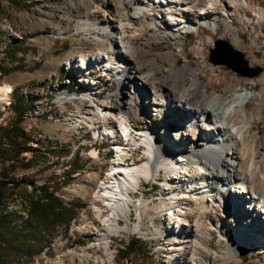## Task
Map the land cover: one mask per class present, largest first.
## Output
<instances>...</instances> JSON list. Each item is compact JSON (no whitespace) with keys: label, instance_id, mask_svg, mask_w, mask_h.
<instances>
[{"label":"rangeland","instance_id":"374dc122","mask_svg":"<svg viewBox=\"0 0 264 264\" xmlns=\"http://www.w3.org/2000/svg\"><path fill=\"white\" fill-rule=\"evenodd\" d=\"M114 1L116 0H0V87L9 86L7 92H0V180L7 183L0 212L7 215L12 226L23 228L29 220L32 205L46 202V193L57 199L59 208L77 209L68 225L59 217H53L47 223L49 230H37L38 238L47 242L42 252L34 256H15L12 263L175 264L174 258L171 255L167 257L165 250L169 244L178 241L176 239L180 233L174 236L170 230L164 231L168 225V212L165 207L174 205L184 210L182 221L198 218L202 225L198 247L207 249L202 252L194 245L188 251L189 258L186 256L187 259L181 264H195L194 259L200 255L203 256L204 263H222V256L228 252L224 239L228 238H234L235 245L242 248L237 252L239 255L236 260L230 264H264V214L256 208L253 209V206L248 209L245 202L231 203L232 200L241 198L247 200L248 194L242 193L241 197L240 194L234 193V190L242 189V178L235 177L227 184L228 189H224L223 193L226 204L224 201L221 205L213 202L211 206L208 202V207L203 209L201 204L207 206L206 202L202 203L205 199L201 195H195L189 183L183 193L165 191L163 184L170 181L172 172L160 167V173L154 180L139 178L132 186L123 190L130 194L127 205L119 206V209L123 208L124 214L111 209L106 204L107 199L100 198L103 192L99 186L108 173L113 171L112 163L117 161L116 148L125 145L105 142L91 145L94 141L92 131L96 130L98 121L95 118L93 124L87 122L89 118L86 113L91 107V102L84 98L86 95L91 98L89 94L95 93L99 98L97 103L111 101L119 104L121 98L131 99L133 102L129 108L132 113L130 116L132 120H136L134 124L137 130L143 134L152 133L156 126L162 128L161 121L168 119L162 116L167 113L170 116L169 122L176 126L170 125V129L166 126L167 128H162L164 130L157 128L153 132L164 147L162 160L172 162L175 161V154L183 153L182 158H186L191 165L194 150L197 151L209 143L205 138H213L206 134L204 136L200 128L205 121L212 118V113L217 112L215 109H218L220 102L232 100L233 88L240 86L241 90L251 94L247 101L241 104L249 124L246 128L248 134L263 138L264 112L260 108L264 106V84L259 82V78H264V20H257L254 14L257 8L264 9V0H237L238 5L228 10L231 14L229 17L222 15V6L227 0H218L217 7L204 15L196 10L184 12L185 24L188 23L187 26L194 30L191 33L189 27L187 31L184 30L185 27L180 29L183 28L181 22H176L177 26L174 22L168 23L165 13L160 14L157 9L147 10V15L151 14V17L159 15L157 18L161 22L157 24L160 25L158 32L167 30L169 36L172 35L174 39L163 38L158 41L152 30L145 32L144 36L138 35L133 44L136 49L132 54L144 50L147 56L143 55L139 61H135L139 73L137 76L148 80L150 85H161V90L162 86L170 88L175 92V96H178L177 100L185 91L190 90L193 79L197 76L200 85L194 89L192 99L199 101L204 92L212 102L204 116L202 111H206L205 107L204 110L198 111L192 104L172 101L176 100L175 98H171L170 103L163 101L162 105L153 104L152 95L147 89H142L144 85L141 86L137 77L135 80L128 79L130 82L126 83V86L131 85L136 90L133 89L129 93L118 91L122 90L119 77L126 76L131 68L126 54L120 56L123 61L112 80L98 81L94 89H88L91 93L77 95L83 90H78L76 78L80 74L76 71L80 60L84 57H96L102 53L101 49L106 51L107 41L100 32L106 29L113 40L112 30L117 26L113 19L108 20L107 25L100 23L103 15H94V11L106 7L110 9ZM244 1H247L248 5L243 6ZM160 4L164 5L165 2H159ZM104 19H107V16ZM144 19L143 16L137 17L134 27L142 25ZM109 22L115 26L111 24V28ZM218 38L227 40L235 49L242 51L248 60L249 69L260 66L262 71L256 76H245L225 64L211 61V49L216 45L213 43L208 46L204 42L207 39L215 42ZM199 42L202 44L199 45ZM179 48L181 51L178 52ZM192 48L201 49L200 58L193 53ZM167 53L178 58L179 67H183L187 62L190 65L191 70L181 78L176 89H173V82L165 84L158 80L160 76H164V71L152 74L150 70L151 65L160 66L167 71L165 75H168L173 65L167 59L160 58V55ZM105 57L111 58L109 55ZM66 62L70 65H66ZM200 62H204L205 66L201 67ZM152 75L155 78L153 83L149 80ZM123 76L122 78L127 79ZM211 76L215 77L216 83H209ZM69 84H72L70 88ZM83 86L88 88L86 83ZM77 90L79 92H76ZM14 92L30 101V107L20 116L11 107ZM258 95L259 98H254ZM120 107L123 109L121 104ZM191 107L193 109H190ZM94 111L96 112L95 107ZM193 122L198 129L194 139L189 135H182L185 125ZM142 124L143 127H151L152 132L144 131ZM100 126L101 124L97 126V130ZM199 136L204 143L200 144ZM120 139L117 141L123 142ZM137 142L138 140L128 141V147L122 148L129 156L128 161H124L128 168L141 167L146 161L143 148L134 150V147L140 145ZM182 143L184 149H178L177 146ZM92 146L96 150H93ZM262 150L264 151V148ZM86 151L98 154L93 156L85 153ZM240 158L245 160L244 157ZM162 160L161 164H164ZM243 166L245 163L241 165L240 170H245ZM194 176L195 174L192 178ZM199 181L197 180L198 184ZM220 185L218 184L219 187ZM42 188L46 189V192ZM124 225L128 228L118 233L110 232L111 227ZM217 225H220L219 230ZM156 230H160L159 233H156ZM223 234L226 238H222ZM104 240L107 241L106 247L102 245ZM245 247L248 251L243 250Z\"/></svg>","mask_w":264,"mask_h":264},{"label":"bare ground","instance_id":"6f19581e","mask_svg":"<svg viewBox=\"0 0 264 264\" xmlns=\"http://www.w3.org/2000/svg\"><path fill=\"white\" fill-rule=\"evenodd\" d=\"M159 2H165V4L159 5ZM217 3L218 0H116L112 2L113 7L110 9L106 7V9L103 10H95L94 15H103V19L100 20V23L106 24L108 20L113 19L116 21L115 24H117V26L110 22L108 23L111 28L113 27L112 25L115 26V29L112 30V34H114L113 40L111 38L110 32H108L106 29L100 32V34L103 35V39L107 41L106 51L105 49H101L100 51L102 53H99L98 55H96V57H84L80 60V65L78 64V67L76 69V71H78L80 74H76V78L78 82L77 87L79 89L83 88V90L81 91V93H77V95L82 96L83 94L91 93L92 91L88 89H94V86L98 81L101 82L102 80H112L114 78V73H116V69L123 61L122 57L126 54V56H128V62L130 61L129 64L131 68L130 72H128L126 76H123L121 74L123 77H127V79L122 78V76L121 78L119 77L118 81L122 82V84H118L120 85V87L122 86V90L118 91H127L129 93L133 89L136 90V88L131 85L126 86V83L130 82L128 79H134L137 77L138 82L141 81V86L144 85V87L142 86V89H147L150 95H152L153 104L162 105L163 101L164 103H170L171 98L176 99L178 97L175 96V92H172L170 88L165 86H162L161 90V85H150V82H148V80H146L145 78H141V76H137L139 75V73L136 68L137 64L135 61H139L143 55L147 56V52L143 50V52L136 51L132 54V52L136 49L133 46V44H135L136 42V37L138 35L142 36L143 34H145V32L152 30L155 38L158 41H161L163 38L165 40L170 38L174 39L172 35L171 37L169 36L170 33H168L167 30L158 32L160 25L157 24L161 22V20L157 18L159 17V15L151 17V14L147 15L146 12L150 8L151 10L157 9L158 13H165L168 23H173L178 22L182 18H185L183 17L184 12H192L196 10L201 15L207 14V12L212 11L217 7ZM237 3H239L237 2V0H227L226 2H224V5L222 6V15L225 14L227 17H229L231 14L228 12V10H231V8H235L238 5ZM108 4L110 3L108 2ZM242 4L243 6H245L248 5V2L244 1L242 2ZM105 16H107V19H104ZM139 16H143L145 19L143 24L137 28L134 27V23L137 21V17ZM254 16L257 20H264V9L257 8L255 10ZM121 21L124 22L119 23ZM173 24L177 26L176 23ZM180 29L183 30V28ZM188 30L190 33L194 31L193 28H188ZM168 31L170 32V30ZM213 43L215 44V42L210 39H207L204 42V44H208V46H212ZM200 44L202 43L199 42V45ZM192 49L193 53H195L199 57L201 54V49ZM177 51L179 52L181 51V49L179 48ZM106 55H109L111 58L105 57ZM133 57L135 58V60ZM160 58L161 60L167 59L173 65V67L169 69L168 75H165L167 71L161 69L160 66L155 67L151 65L150 70L152 74H155V72L157 73L164 71V76H160L158 80L163 81L164 83L173 82V89H176V85L179 84L181 78L187 71L191 70L189 63L187 62L183 67H179V65H177L178 58H175L168 53L160 55ZM200 63L201 67L205 66L204 62ZM66 65L69 66L70 63L66 62ZM119 69H121V67ZM211 78L210 80H208L209 83L213 84L217 82L214 76H211ZM149 80L153 83L155 81L154 76L152 75L151 77H149ZM82 81L87 84L88 88H85L83 86L84 83H82ZM259 82H262L264 84V78H259ZM198 85H200V82L197 76H195L193 79V84L189 88L190 90L185 91V93L182 94L181 97H179V100L176 99L172 101L180 103H182L183 101V103L185 102L187 105L192 104L193 107L195 106L198 111L204 110L203 107H205L206 111H202L204 116L209 111L208 108L212 106V102H210L208 97L204 95V92L200 96L199 101L195 102L192 99L194 89H196ZM157 87H159L158 91ZM7 89H9V86H5L2 88L0 87L1 94L7 92ZM231 94H233L232 100L220 102L219 107H217L218 109H215L217 112L212 113V118L205 121L204 125L200 128L204 136L206 134L207 136H211L213 138H205V140H207L209 143L204 144L202 148L197 149V151L196 149L194 150L195 153L191 155L193 160H191V157H189V159L192 161L191 165L188 164L186 158H182L183 153L175 154V161L173 160L171 162L162 160V152L164 147L159 143V139L156 134L149 132H147L148 134H143L142 131L137 130V128L134 126V119L132 120V117L130 116L132 115V113L129 112V108L131 107L133 102L131 101V99L121 98L120 104L121 106H123V109H121L118 102L105 101L97 103L96 101L99 100V98L97 95H95V93L89 94L91 98L87 97V95L84 96V98L86 97V99L91 102V107L87 110L86 113L87 118H89L87 122H92L93 124V120L96 118V120L98 121L97 126L101 124L98 130L97 126L95 127L96 130L92 129V137L94 141L91 142V145L102 142L119 146L123 144L125 145V147L116 148L117 161L112 163L111 169L113 171H111V173H108L106 179H104L103 182L100 183L99 188L100 190L102 189L103 192L100 198L105 197L107 199L106 204L111 209L117 210V212L124 214L123 208L121 210L119 209V206L121 204H123V206L127 205L128 200L130 199V194L127 191L123 192V190H126L128 187L132 186V184L139 178L154 180L160 173L161 169L158 168L163 167L162 169H165V171L172 172V175H170L171 177L169 179L170 181L167 182V180V183L163 184L165 186V191L172 190L177 192H184L183 187L189 183L193 188L192 191L194 190V194L201 195L202 198L205 199L202 201V203L206 202L207 205L209 202L211 206H213V202L218 205H221L222 201H224L223 203H225L223 193L225 192L224 189H228L226 187L227 184H229L232 179H235V177L242 178L244 180V184L241 186L242 189H238L236 191L234 190V193L240 195L242 193L248 194L247 200H244L245 204H247L246 207H248V209H251L250 206H253V209L256 208L257 211L259 210L264 214V151L262 150L264 148V137L260 138L258 135H249L248 129H246L249 127V124L246 122L245 110L241 107V104L245 103L247 101L246 99H248L251 94L241 90L240 86H236L235 88H233ZM259 97L260 95L255 96L254 98ZM94 107L96 109V112L94 111ZM193 107H191L190 109H193ZM260 109L264 112V106H262ZM162 117H168V119H163L161 121L163 127L169 128L170 125L171 127L176 126L175 124L169 122L170 116H168L167 113H164ZM163 122H165V124ZM185 126V132L182 135H189L192 139H194V136L198 131L196 126H194V122L192 124L189 123L188 126ZM157 128L160 127L156 126L155 130H157ZM162 128L160 129L164 130ZM118 138H121L120 140H123V142L117 141ZM101 139H107V141ZM131 140H138L137 143L140 144L134 147V150H136L137 148H143V150L145 151L144 154L146 161L141 167L128 168L125 166L124 161H128L129 156L123 152V149L128 147L127 142ZM198 141L200 142V144L204 143L200 136L198 137ZM92 148L93 150H96L94 146H92ZM177 148L184 149V144L182 143V145L177 146ZM94 154L95 155H91L97 156L98 153L95 152ZM240 157H244L245 160L243 161V158L241 159ZM160 160L165 163L161 164ZM243 163H245V166H243L245 167V170H240V167L241 165H243ZM193 174H195L194 178H192ZM197 180H200L199 184L197 183ZM217 183L221 184L220 187ZM241 197H243V195H241ZM242 201L243 200L241 198L237 199L236 201L232 200V202H230L236 204ZM227 202H229V200ZM201 206H203V209H206L208 207V205L205 206L202 204ZM228 207L230 208V205H228ZM165 208L168 212L166 213V220L168 225L166 226L164 231L170 230L172 232V235L174 234V236L177 233H180L179 237L176 239L178 241H174L166 248V256L168 257L171 255V257H173L174 261L176 262L175 264H181V262H183L185 258L187 259L186 256L189 255L188 251L191 250L194 245L197 246V249L201 250L202 252L207 251V249H203V247H198V240L201 239L199 233L201 232L200 229L202 228L201 222L198 221V218L193 217V219L191 220L182 221L185 214L182 208L174 205H169L168 208ZM223 209L227 210V208ZM254 218L256 219L255 216ZM127 228L128 227L126 225L121 227L113 226L110 228V232L118 233V231L125 230ZM216 228L219 230L220 225H217ZM156 231V233H159L160 230ZM219 233L221 234L220 231ZM221 236L222 238H226L224 234ZM224 241L226 243V250L228 252L226 253V255L222 256L223 262L220 264H230L231 261L236 260L237 256L239 255L237 252H239L242 248L235 245L236 240L234 238H228L226 240L224 239ZM262 242H264V240ZM106 244L107 241L104 240L102 242V245L106 247ZM237 248H239L238 251ZM243 250L248 251V248L245 247ZM202 259V255H200L198 258H195V264H207L202 262Z\"/></svg>","mask_w":264,"mask_h":264},{"label":"trees","instance_id":"16d2710c","mask_svg":"<svg viewBox=\"0 0 264 264\" xmlns=\"http://www.w3.org/2000/svg\"><path fill=\"white\" fill-rule=\"evenodd\" d=\"M4 70L6 71V69ZM69 85L70 88L72 84ZM78 90L76 92H78ZM11 107H13L20 116L30 107V101H27L24 96L14 92ZM16 129L18 128L16 127ZM6 186L7 183L4 180H0V204ZM44 190L46 189H43V191ZM45 198L46 202L32 205L29 213V220L23 228L12 226L7 215L0 212V264H13L12 259L18 255L30 254L34 256L35 254H39L46 247L47 242H42L44 239L38 238L37 230H49L50 228H47L49 224L47 223L49 220H52L53 217H59L63 221H66L65 223L68 225L70 220L77 213L76 207L66 209L59 208L57 199L50 193H46ZM81 206H83V204ZM33 240L35 241L33 242Z\"/></svg>","mask_w":264,"mask_h":264},{"label":"water","instance_id":"95a60500","mask_svg":"<svg viewBox=\"0 0 264 264\" xmlns=\"http://www.w3.org/2000/svg\"><path fill=\"white\" fill-rule=\"evenodd\" d=\"M216 47L211 49L210 60L225 64L241 75L256 76L262 71V67L257 66L249 69L248 60L244 57V53L235 49L227 40L218 38L215 40Z\"/></svg>","mask_w":264,"mask_h":264},{"label":"built area","instance_id":"2783aa9c","mask_svg":"<svg viewBox=\"0 0 264 264\" xmlns=\"http://www.w3.org/2000/svg\"><path fill=\"white\" fill-rule=\"evenodd\" d=\"M85 153H90V154H93L95 155L92 151H86ZM65 260L63 259L62 262H64Z\"/></svg>","mask_w":264,"mask_h":264}]
</instances>
